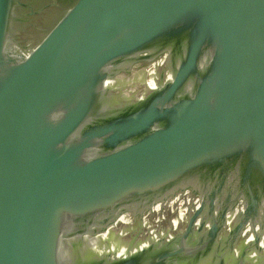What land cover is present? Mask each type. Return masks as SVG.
Segmentation results:
<instances>
[{
    "label": "water",
    "instance_id": "95a60500",
    "mask_svg": "<svg viewBox=\"0 0 264 264\" xmlns=\"http://www.w3.org/2000/svg\"><path fill=\"white\" fill-rule=\"evenodd\" d=\"M26 8L0 0V264L198 261L239 206L215 264L249 225L235 264H264V0H76L30 49ZM156 58L157 83L126 93L116 76ZM192 183L201 202L162 247L102 248Z\"/></svg>",
    "mask_w": 264,
    "mask_h": 264
},
{
    "label": "flooded vegetation",
    "instance_id": "af4514ba",
    "mask_svg": "<svg viewBox=\"0 0 264 264\" xmlns=\"http://www.w3.org/2000/svg\"><path fill=\"white\" fill-rule=\"evenodd\" d=\"M24 1L28 3L32 9L26 8L17 10L20 21L16 24V37L24 49H30L45 36L53 24L76 0ZM33 10L37 11V13L31 14ZM43 25L47 26L40 31V27ZM23 33L28 35L31 39H23L21 36L24 35ZM145 64L146 61L136 63L131 70L126 71L128 73L125 75L121 73L120 77L124 81L121 85L124 87L126 93L131 95L137 93L140 95L142 92L138 79H133L128 75L139 73ZM118 77L119 76L117 75L116 78ZM146 81V83H148V79ZM200 202L201 192L199 191L197 184L192 183L180 187L170 193L169 196L155 203L152 209H145L142 212H126L123 217L109 228L107 231L108 234H105V236L110 235V240L107 239L106 242L101 243V246L102 248L105 247L107 251L112 249L111 246L119 249V251H122L123 249V251H125L129 245L133 243L132 248L138 250L153 242L162 240L160 246L162 247V245L183 230ZM237 210L240 211L241 206H239V208H233L229 216H227L225 226L219 233L217 244L207 256L198 261L193 259L179 264H215L217 260L216 254L224 247L225 238L237 221ZM199 224L200 221L196 224V227H198ZM248 227L249 231L241 236L236 245H234L231 255L227 256L226 264H235V253L238 252L237 249L241 251L242 247L249 244L252 229L250 225ZM260 227H258L259 230ZM205 228H207V226ZM195 240L196 239H194V241ZM108 241H111V246L108 244ZM261 241L264 245V234Z\"/></svg>",
    "mask_w": 264,
    "mask_h": 264
},
{
    "label": "rangeland",
    "instance_id": "374dc122",
    "mask_svg": "<svg viewBox=\"0 0 264 264\" xmlns=\"http://www.w3.org/2000/svg\"><path fill=\"white\" fill-rule=\"evenodd\" d=\"M48 25V24H47ZM47 25H43V26H41L40 27V31L42 30V29H44ZM15 27H17V25H15ZM17 30V29H16ZM22 34V33H21ZM24 34V33H23ZM22 36V38L23 39H27V40H29V39H31L28 35H21ZM19 38V37H18ZM28 42V41H27ZM160 59L161 58H156L155 60H151V61H147L146 62V64L144 65V67L143 68H141V70H140V72L139 73H136V74H133V75H128V76H131V78H133V79H138V83L141 85L140 87H141V89H142V87H143V75H145V77H149V71H151V68H154V67H158V77H159V75H160V70H161V67H162V65H161V62H160ZM123 73V75H125L126 73H128V72H126V71H124V72H122ZM148 73V74H147ZM121 75H119V77H120ZM116 78L117 79V81H119L118 82V84L119 85H121V83L123 84V80H122V78L120 77V78ZM158 77H157V79H158Z\"/></svg>",
    "mask_w": 264,
    "mask_h": 264
},
{
    "label": "bare ground",
    "instance_id": "6f19581e",
    "mask_svg": "<svg viewBox=\"0 0 264 264\" xmlns=\"http://www.w3.org/2000/svg\"><path fill=\"white\" fill-rule=\"evenodd\" d=\"M157 72H158V67L151 68V71H149V77L148 78L146 77V80L148 79V83H146L147 81H143L146 84H149V85H146L148 87V90H150V87H152L154 83H157V77H158ZM144 78H145V75H144Z\"/></svg>",
    "mask_w": 264,
    "mask_h": 264
},
{
    "label": "trees",
    "instance_id": "16d2710c",
    "mask_svg": "<svg viewBox=\"0 0 264 264\" xmlns=\"http://www.w3.org/2000/svg\"><path fill=\"white\" fill-rule=\"evenodd\" d=\"M143 78H144V75H143ZM143 81H146V77L144 78ZM148 91V87L146 86V83L143 82V88H142V93H146Z\"/></svg>",
    "mask_w": 264,
    "mask_h": 264
}]
</instances>
